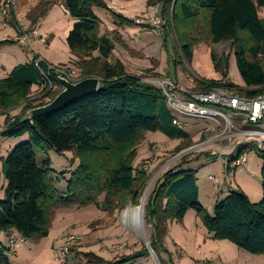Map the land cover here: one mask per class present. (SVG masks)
Wrapping results in <instances>:
<instances>
[{"label":"trees","instance_id":"trees-1","mask_svg":"<svg viewBox=\"0 0 264 264\" xmlns=\"http://www.w3.org/2000/svg\"><path fill=\"white\" fill-rule=\"evenodd\" d=\"M60 1L76 22L67 37V46L78 59L75 64L81 73L80 80L98 78L99 92L52 115L23 121L28 111L47 105L57 96L55 91L48 90V102L28 101L35 88L40 92L48 88L43 76L48 63L43 60L39 67L35 63L39 57H35L0 80V114L5 116L0 140L28 137L27 142L15 144L3 159L5 192L0 201V232L16 233L17 237L10 240L22 238L34 244L49 237L59 211L96 206L113 215L128 205L138 207L148 175L134 166L138 157L136 147L147 133H160L169 140L187 142L177 147L176 153L193 144L182 118L169 109L162 90L126 72L125 65L115 55L116 44L126 45L121 34L118 31L102 33L103 21L95 11L108 12L120 26L132 25V22L112 11L104 0ZM51 5L48 1L46 10L40 14L45 16ZM148 5L159 6L160 17L176 34L179 52L187 62L193 61L196 46L229 41L244 83L239 94L247 98L264 94L261 63L264 19L260 16L264 0H149ZM42 16L31 15V26H36ZM14 22L11 23L14 25ZM15 26L21 33L20 24ZM13 43H0V49ZM229 59V56L218 59L212 55L215 70L221 72L223 79L229 75ZM51 79L61 88L60 80L54 75ZM218 82L202 81L203 87L199 86L197 91L219 86ZM20 105L21 112L10 117L9 112ZM177 119L182 127L174 124ZM38 150L43 154L54 151L58 155L69 152L73 154L72 163L78 161L64 195L58 190L64 174L58 178L50 158L40 160ZM249 153L256 154L262 162L263 195L258 203H252L238 189L219 201L212 215L199 202L195 172L183 170L179 164L160 177L146 201L145 219L152 226L150 246L161 264H173L164 245L167 223H182L189 211L196 212L214 240L228 241L253 255H264V144L243 145L236 156L229 158L227 166L230 168L229 163ZM204 155L212 158L210 154ZM148 253L143 247L134 256L118 260H105L90 253L86 255V264H129ZM165 253H168L167 259ZM11 254L9 244L0 242V264H11Z\"/></svg>","mask_w":264,"mask_h":264},{"label":"rangeland","instance_id":"rangeland-1","mask_svg":"<svg viewBox=\"0 0 264 264\" xmlns=\"http://www.w3.org/2000/svg\"><path fill=\"white\" fill-rule=\"evenodd\" d=\"M48 1L52 2V5L48 13L42 16L40 13L46 10V3ZM59 1L5 0L4 4L0 6V21L7 24L8 27L16 29V26L14 27L11 23L15 20V17L17 18V24L28 25L30 23L29 17L38 14L42 16L39 19V22H41L47 18L46 16L54 7L59 5ZM5 7L9 12H13H11L10 21L4 20L2 9ZM109 8L112 10V7ZM143 8L144 5L141 3L131 8L132 18L130 21L132 22V31L125 39L131 42L130 45L123 46L122 44H116L115 55L125 61L120 59L125 65L128 74L146 80H155L156 78L172 79L184 91L188 92L199 90V86L202 88V81L208 82L213 80L219 81L218 83L222 84L224 80H227L231 84L230 86L233 85L232 87L239 93V89L242 88L244 83L236 65L234 49L229 41L219 45L202 43L196 46L193 52V61L189 63L179 52L176 34L170 29L165 20L160 17L159 6H154V8L149 7L148 12H141ZM99 11L100 16L105 21H110L109 18L115 20L106 11ZM115 12L119 14L118 11ZM63 13L61 8H55L52 20L49 18L43 22L44 31L55 30L61 34L62 29L66 28V22L68 21V17L63 15ZM260 16L264 19V8L260 9ZM13 18L14 20H12ZM157 18L160 20V25L152 23ZM138 21H142L143 23H138ZM107 24L103 22V28L108 30ZM20 28L21 37L18 36L17 41L0 39V43L6 41L14 42L13 45L5 46V50L7 54L11 55L10 59L7 58V60L11 62L17 61L16 65L25 64L27 60L33 61V56L37 53V49H42L39 41H36L34 44V39L26 40L23 44L21 43V39L25 36L27 37L33 31V26L28 25L27 29H23V26L20 25ZM133 40L136 45L133 43ZM141 40L145 43V49H140L138 46ZM19 43L25 45H18ZM32 44H34V47ZM213 54L218 59L223 56L230 57L228 66L230 76L228 75L227 78L223 79L221 72L215 70L212 60ZM51 55L53 61L64 62L67 60L65 51L53 49ZM73 57L75 60L64 66H55L46 62L51 67L57 69H72L74 72V75H71L72 78L66 79L64 75L60 79L75 83L80 80L81 73L75 64L78 59L75 56ZM40 59L37 58L35 62L39 61L40 63ZM0 63L6 69L11 67L7 66L3 56L0 58ZM261 63L264 66V58H262ZM44 73H47V71H44ZM63 89V86L61 88L59 86L57 90L53 91L58 96ZM48 90L53 92L49 87L45 88L43 92H40L39 89L32 90L28 101L48 102L46 98ZM21 105L19 108L13 110L16 112L14 115L12 114L13 111L9 112V116H17L22 110ZM224 111L225 113H229L228 110ZM181 122L185 126V132L193 140L192 146L176 153V148L187 142L169 140L160 133H147L145 138L136 147L138 157L134 166L140 170L144 165L148 166L147 169H144L148 175V183L140 200V205L148 191L150 193L147 199L149 198L160 177L179 164L181 165V169L196 173L200 189L199 202L212 215L219 201L238 190V185H242L243 189L247 190L253 202L257 201L259 193V199L260 196L262 197L263 189L260 168L262 162L256 154H247V164L244 163L246 166L242 165V168L235 167L233 162L229 163L232 167L228 168L227 166L229 158L232 159L236 156L243 145L255 144L254 141L247 142L248 139L232 137V132L227 130L223 121L218 124L211 120H189L182 118ZM234 126H237L236 123H234ZM27 141V136L18 139L4 138L0 140V201L4 198L5 192V179L2 173L3 159L7 157L11 145H19ZM204 154H210L212 158ZM37 155L40 160L50 158L52 168L58 178H62L61 175L64 174L63 179H60L58 183L59 193L64 195L71 171L76 169L78 161L73 164V154L69 152L58 155L54 151L43 154L38 150ZM248 168L249 172L247 171ZM240 170L242 171L241 173H239ZM249 177L250 179H248ZM212 178H218L219 183H215ZM140 205L138 207L128 205L125 209L118 210L113 215L102 212L96 206L87 209L73 208L59 211L56 213L49 237L38 244L31 242L21 244L16 253L17 256H15V252L9 256L10 263L55 264V257L60 246L68 236L73 235L81 239L72 253L69 264H86V255L90 253L105 260H118L122 257L134 256L136 253L141 252L143 247L148 249V255L129 264H161L150 246L152 226L145 219V206L141 221L137 222L133 218L124 216L127 210H134L135 208H139ZM167 228L164 245L173 264H264V255H253L239 249L228 241L214 240L212 234L205 228L195 211H189L182 223L168 222ZM168 253H165V259L168 258Z\"/></svg>","mask_w":264,"mask_h":264},{"label":"built area","instance_id":"built-area-1","mask_svg":"<svg viewBox=\"0 0 264 264\" xmlns=\"http://www.w3.org/2000/svg\"><path fill=\"white\" fill-rule=\"evenodd\" d=\"M2 12L4 20L10 21L12 11L9 12L5 7L2 9ZM155 21L152 23L160 25L159 18ZM138 23L143 22L138 21ZM24 28L27 29V27H23V29ZM39 36L38 31L33 30L30 35L21 39V43L23 44L26 40L37 39ZM40 60L43 61V59ZM35 63L40 67L39 61ZM47 67V73L43 72V76L48 87L52 91L57 90L58 86L51 79V75H54L58 80L64 75L66 79L72 78L71 75H74L72 69H57L51 67L49 64ZM143 80L162 90L167 99L169 109L176 117L189 120H211L218 124L223 121L227 130L232 132V137L238 139L245 138L248 139L247 142L254 141L259 146L264 144V94L254 98H247L237 93L235 88L232 87L233 85L230 86L231 84H229L227 80H224L222 84L209 90L191 92L184 91V89L172 79L156 78L155 80ZM224 110H228L229 113H225ZM234 123H236L237 126H234ZM174 124L178 127H182L180 119L175 120ZM2 132L3 126H0V137ZM244 163H247V155H242L233 162V165L239 168L244 165ZM147 167L148 166L144 165L141 170L147 169ZM212 180L215 183H219L218 178H212ZM80 239L81 238L78 236H68L56 254L55 264H69L72 253ZM23 243L26 242L22 238L10 240L9 249L11 253L15 252L16 254L20 245Z\"/></svg>","mask_w":264,"mask_h":264},{"label":"crops","instance_id":"crops-1","mask_svg":"<svg viewBox=\"0 0 264 264\" xmlns=\"http://www.w3.org/2000/svg\"><path fill=\"white\" fill-rule=\"evenodd\" d=\"M148 1L149 0H134L133 2H125L123 0H107L106 3L108 5V7H112V11H114V12L118 11L119 14H121L126 20H131V18H132V16H131V8L135 7V5L138 4V3H141L142 5H144V8H143V10L141 12H144V11L148 12V10L150 9L149 7H151V6L148 5ZM4 2H5V0H0V6H2L4 4ZM58 7L63 10V12H64L63 15L68 17V21L66 22V28L64 30L62 29V33L61 34L58 33L55 30L44 31L43 22L45 20H48L49 18L52 20V18H53L52 16L54 14L55 8H58ZM15 12H17V11H15ZM95 12H96L97 16H99V18L104 23H108L107 24L108 30L106 28H103V26H102V33L107 32V31H109V32L118 31L121 34V36H122L123 42L126 43V45H130L131 42H129L128 39L127 40H125V39L128 37V34L131 33V31H132L131 30L132 29L131 25L126 24V25L120 26L118 24L119 22H116V20H113V19H110V18H109L110 21H105L104 18H102L100 16V11L99 10H96ZM46 17L47 18L45 20L39 22L36 26H33V30L38 31V33L40 35L39 38L34 39L35 40L34 44L36 43V41H39V44L41 45V48H42L41 50L37 49V51H36L37 53L34 54L33 60H34L35 57H39V58H41V59H43V60L47 61L48 63H50L52 65H55V66L67 65V64H69V62H72V61L75 60V58L72 56V54L70 53L69 48L67 46V37H68L70 31L72 30V28H73V26L75 25L76 22H75V20H73L72 18L69 17V15H68L66 9L64 8L63 4L61 3V1H59V5L54 7L53 10L50 11L49 14ZM14 21L13 22H14V25H15L17 23V18L16 17H15ZM20 25H22L23 27H28V25H31V24L29 23L28 25H24V24H20ZM12 28L8 27L7 24L2 23L0 21V39H3V40L10 39V40H13L14 42L17 41V37L20 36V33L17 31V28L16 29L15 28L12 29ZM134 29H138V28H134ZM136 31H138V30H136ZM61 40H62V42H61ZM133 43L135 44L134 40H133ZM34 44H32L33 47H34ZM15 45H17V44H15ZM18 45H21V44L19 43ZM24 45H21V46H24ZM138 46H139L140 49H145V43L142 42V40H141V42L139 43ZM5 48L6 47H3V49L0 50V58H1V56H3L5 58V62L7 64V66H11V67L9 69H6L5 67H3L2 63H0V80L7 78L8 75L12 72V70L18 66V65H16L17 61L16 62H11L10 60H7V58L10 59L11 55L7 54ZM53 49H56L57 51H65L66 55H67V60H65L64 62L53 61L52 60V55H51ZM95 55H97V53H95ZM120 59L122 60V58H120ZM122 61H124V60H122ZM30 62H31V60H27L25 64L30 63ZM158 72H159V70H158ZM242 87H244V84H243ZM15 113L16 112L13 111L12 114L14 115ZM4 122H5V116L0 115V126H3ZM184 128H185V126H184ZM12 147H14V145H11L9 151L12 149ZM244 166H246V165H244ZM241 170L239 171V173L242 172ZM247 171L249 172V168H248ZM242 178H244V177H242ZM248 179H250V177ZM238 189H241L248 197L250 196L249 193H247V190L243 189L242 185H238ZM259 195H260V193L258 194V196ZM258 196H257V201L255 200V202H253L250 197H249V199H250V201L252 203L260 202L262 197L260 196V199H259ZM13 237H17V234L13 233V234L6 235V234L0 232V242L1 243L3 242L4 245H6V246L9 244V240L11 238H13ZM15 256H17V254Z\"/></svg>","mask_w":264,"mask_h":264},{"label":"water","instance_id":"water-1","mask_svg":"<svg viewBox=\"0 0 264 264\" xmlns=\"http://www.w3.org/2000/svg\"><path fill=\"white\" fill-rule=\"evenodd\" d=\"M60 83L64 88L63 91L48 105L28 111L23 121H31L35 118L52 115L84 97L97 94L100 90V80L94 77L75 83L60 79Z\"/></svg>","mask_w":264,"mask_h":264},{"label":"bare ground","instance_id":"bare-ground-1","mask_svg":"<svg viewBox=\"0 0 264 264\" xmlns=\"http://www.w3.org/2000/svg\"><path fill=\"white\" fill-rule=\"evenodd\" d=\"M150 186V185H149ZM150 192L148 191V193L146 194V197L144 198V200L142 201V204L140 205L139 208H135L134 210H127L125 213H124V216L125 217H128V218H133V220L135 221H141V216L143 214V211H144V206H145V202H146V199H147V196Z\"/></svg>","mask_w":264,"mask_h":264}]
</instances>
